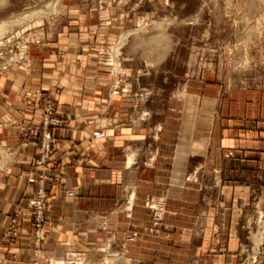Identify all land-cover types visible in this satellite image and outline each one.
Returning a JSON list of instances; mask_svg holds the SVG:
<instances>
[{
    "label": "crops",
    "instance_id": "0c3cea01",
    "mask_svg": "<svg viewBox=\"0 0 264 264\" xmlns=\"http://www.w3.org/2000/svg\"><path fill=\"white\" fill-rule=\"evenodd\" d=\"M76 43L61 41L58 49L69 50L68 59L51 58L44 64L56 74L54 79L46 73L42 79L16 80L12 90L0 95L1 102L7 98L13 107H0V264H44L67 252H90L110 235L129 252L142 237L141 225H157L177 215L179 206L207 187L219 193L223 203L203 224L231 226L229 253L235 252L238 239L232 226L241 221L239 211L250 207L253 194L264 203V73L256 70L231 85L221 73L201 75L172 91L165 119L146 125L127 110L130 95H112L109 73L78 69L75 62L84 46ZM261 44L256 47L263 49ZM58 67L62 70L57 73ZM24 83L26 88L20 89ZM57 88V113L66 124L54 131L52 162L63 168L67 188L77 194L70 197L58 184L47 182L52 199L39 257L28 218L15 240L5 237V228L10 217L26 208L39 177L38 144L31 137L22 140L20 129L41 119L45 93ZM143 147L146 160L152 157L148 163L137 154ZM131 156L134 162L129 165ZM205 178L214 183L207 186ZM132 190L135 200L129 209ZM151 196L165 204L161 222L136 211ZM172 219L189 224L182 216ZM211 231L208 228L200 248L204 264H233L231 255L212 257L207 252L222 235Z\"/></svg>",
    "mask_w": 264,
    "mask_h": 264
},
{
    "label": "rangeland",
    "instance_id": "374dc122",
    "mask_svg": "<svg viewBox=\"0 0 264 264\" xmlns=\"http://www.w3.org/2000/svg\"><path fill=\"white\" fill-rule=\"evenodd\" d=\"M0 24L6 26L0 34V95L12 90L16 80L20 84L44 75L54 79L56 74L44 64L51 58L68 59L69 50L58 49L61 41L77 42L84 46L75 62L78 69L109 73L112 95H130L127 110L146 125L165 119V104L172 91L185 88L201 75L221 73L231 85L239 77L256 74V70L264 73V48L256 47V43L264 45V0H0ZM124 33L129 35L119 45ZM59 93L58 88L47 91L41 119L20 129L22 140L31 137L38 144L35 166L39 177L26 208L10 217L5 228V237L15 240L20 236L21 222L28 218L39 257L52 199L47 182L58 184L69 196L77 194L67 188L63 168L52 162L54 131L66 124L57 113L55 96ZM3 99L0 107L12 106ZM47 133L51 139L46 147L43 138ZM21 146L26 148V144ZM137 151L146 163L152 158L146 160V147ZM204 182L207 186L214 183L211 178ZM133 194L135 191H130L125 201L127 208ZM195 195L175 210V216L188 218L189 224H175V216L168 215L163 223L141 225L142 237L137 245L132 243L129 252L110 235L90 252H67L57 257H63L67 264H204L200 248L211 228L212 234H222L213 250L207 251L212 257L231 255L233 264H264V203L259 194H253L250 207L239 211L241 221L232 226L238 239L233 253H229L231 226L203 224L207 216L219 211L223 203L220 194L207 187ZM38 202H43V216ZM164 207L161 199L151 196L136 211L140 217H153L158 222L156 210ZM55 258L43 259L44 264H54Z\"/></svg>",
    "mask_w": 264,
    "mask_h": 264
},
{
    "label": "bare ground",
    "instance_id": "6f19581e",
    "mask_svg": "<svg viewBox=\"0 0 264 264\" xmlns=\"http://www.w3.org/2000/svg\"><path fill=\"white\" fill-rule=\"evenodd\" d=\"M5 27H6L5 24H0V34L5 30ZM128 35H129V33H124V34L122 35L121 40H120V42H119V45H122L123 43H125V41H126ZM141 42H142V41H141ZM141 42H140V43H141ZM137 43L139 44V42H137ZM133 162H134V159H133V157L131 156V157L129 158V165H132ZM70 196H71V195H70ZM72 196H74V194H73ZM134 200H135V194H133V195L131 196V201H130V203H129V209L132 208L133 203H134ZM258 241H259V240H258ZM54 264H67V262H66V260H65L63 257H56L55 260H54ZM77 264H83V263H82V262H78Z\"/></svg>",
    "mask_w": 264,
    "mask_h": 264
},
{
    "label": "built area",
    "instance_id": "2783aa9c",
    "mask_svg": "<svg viewBox=\"0 0 264 264\" xmlns=\"http://www.w3.org/2000/svg\"><path fill=\"white\" fill-rule=\"evenodd\" d=\"M50 112V111H49ZM54 123H56V121H54ZM44 143H45V145H46V147H47V145L49 144V141H50V139H51V137H50V134H46L45 136H44ZM47 156V153L45 154V157ZM41 192H44V190L42 189L41 190ZM72 195H73V193H72ZM38 209H39V213H41L42 214V216H43V213H42V210H43V202H38ZM163 215H164V210L163 209H158V210H156V213H155V218H156V221H158V222H160V221H162L163 220ZM40 219V218H39ZM41 221H42V219H40Z\"/></svg>",
    "mask_w": 264,
    "mask_h": 264
}]
</instances>
